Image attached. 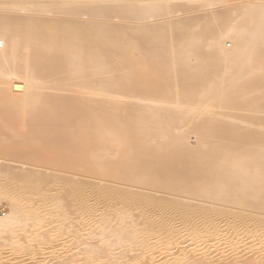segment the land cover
I'll return each instance as SVG.
<instances>
[{"label": "bare ground", "instance_id": "obj_1", "mask_svg": "<svg viewBox=\"0 0 264 264\" xmlns=\"http://www.w3.org/2000/svg\"><path fill=\"white\" fill-rule=\"evenodd\" d=\"M1 81L0 181L19 184L0 187V264H211L155 260L179 219L264 240V0H0ZM249 255L233 264L264 263Z\"/></svg>", "mask_w": 264, "mask_h": 264}, {"label": "rangeland", "instance_id": "obj_2", "mask_svg": "<svg viewBox=\"0 0 264 264\" xmlns=\"http://www.w3.org/2000/svg\"><path fill=\"white\" fill-rule=\"evenodd\" d=\"M232 2H234L235 0H231ZM191 8V7H190ZM183 10H184V12H183V10H182V13H179V14H177V16L175 17V19H179L180 17H182L183 18V16L185 17L186 15V13H187V11L189 10L190 11V9H189V7L188 8H182ZM209 10H211V9H207V10H204V11H198L197 13H196V15H198L197 17V20L199 19H202L204 16H206V14L207 13H205V12H209ZM219 11H226V10H224V9H222V10H219ZM184 13V14H183ZM229 17V16H228ZM231 17V16H230ZM217 18L216 17H213V19H212V21H209V22H212L211 23V26H212V30H210V32L211 31H213L214 33H215V31H217L220 27H223L222 25V23H220V22H218L217 20H216ZM214 20H215V22H214ZM215 25H218V27L216 26V27H214ZM220 26V27H219ZM216 29V30H215ZM210 32L208 33L209 35H208V37L206 36L204 39H203V41H202V43L204 44V47H203V51L200 53L201 55H203V56H200V58H201V60H202V62L203 63H205L206 65H208L207 67H210V68H212V69H207L206 67H205V69L206 70H209V72L207 73L208 75L210 74V72H212L211 70H215V68H216V66L218 65V63H217V61H218V53L214 50V48H210L209 46H208V44L210 43V37H211V35L213 34V33H211L210 34ZM205 39H207V40H205ZM229 43H228V49H230V50H232L233 48H234V44H233V42L232 41H230V40H227ZM230 44L232 45V46H230ZM233 47V48H232ZM217 53V54H216ZM205 54V55H204ZM216 56H217V58H216ZM203 57V58H202ZM205 57H207V58H205ZM210 57V58H209ZM216 58V59H215ZM204 59H205V62H204ZM206 60H207V62H206ZM217 60V61H216ZM209 61V62H208ZM196 62V61H195ZM149 63V62H148ZM148 74H146L145 76H140V78L141 77H143V79H146L147 81L148 80H150L149 78H150V76H147ZM151 75V74H150ZM147 76V77H146ZM210 76V75H209ZM22 79H24L23 77H22ZM22 79H20V80H18V81H23ZM142 79V78H141ZM146 80H144V81H146ZM208 80V82H206L205 80H199L198 82L197 81H195L196 83H192L194 80H187V82L185 83V85L188 87V89L187 88H185L186 90H182V95H184L185 97H187L188 95L190 96L192 93H194V91H196V90H199V88H201L202 86H204L205 84H208V83H211L212 82V80L211 79H207ZM14 81V80H13ZM13 81H11V82H4L3 84H2V81H1V86H0V88H1V90L3 91H5V90H9L13 85L15 86V83L13 84ZM143 81V80H142ZM205 81V82H204ZM210 81V82H209ZM180 82H181V80H180ZM189 82V83H188ZM192 83V84H191ZM179 84H183V80H182V82L181 83H179ZM200 85V86H199ZM185 87V86H184ZM198 88V89H197ZM196 89V90H195ZM187 91V92H186ZM41 92V91H40ZM39 92V93H40ZM44 92V91H43ZM190 92V93H189ZM145 93H147V92H145ZM144 93V95L146 96V95H148V97H150V99H154L155 97H156V95H157V93L156 92H154V94H153V91L152 92H149V93H147V94H145ZM152 93V94H151ZM186 95H185V94ZM45 94V93H44ZM41 95H43V93L41 94ZM40 95V96H41ZM181 95V97L183 98V96ZM153 97V98H152ZM157 97H158V95H157ZM180 97V98H181ZM219 102V101H218ZM222 102H224V100L222 101ZM222 102H219V103H222ZM263 103V102H262ZM261 106H262V108L264 107L262 104H261ZM220 111L219 112H224V114L226 115L227 113L228 114H230V113H232V112H234V111H232V110H230L229 108H222V109H219ZM226 111H228V112H226ZM232 111V112H231ZM244 112V111H243ZM174 111L173 112H171V114L172 115H170V116H172V118L169 120L170 122V124H171V128H172V126H173V123H171L172 122V120H173V118H175V115H174ZM201 113V117H200V119H199V121L201 120V119H205L206 117H208V115H206V114H208V109L207 110H204V111H202V112H200ZM238 113V112H237ZM262 113V112H261ZM260 113V115H258V117H256V116H254V115H257V114H253V112L251 113L250 111H246V112H244V116H242L243 115V113H242V115L240 116V115H235L236 113H232L231 115H229V116H232V115H234V119L235 118H238V119H240L241 121L242 120H244L245 121V118H246V120L248 119V121H249V119L251 118V116H253L252 118H254V117H256L255 118V120H257L258 122H255L256 124H260V126L258 125V126H256L257 128H259L260 127V131H264V112H263V114H261ZM227 114V115H228ZM240 114H241V112H240ZM246 114V115H245ZM244 117V118H243ZM233 118V117H232ZM252 118H251V120H252ZM250 120V121H251ZM254 120V121H255ZM253 121V120H252ZM174 122V121H173ZM238 123H240V122H238ZM224 125V127H226V126H229V125H227V124H223ZM174 126H175V124H174ZM262 129V130H261ZM262 131V133H264ZM191 140L192 141H194V139L193 138H191ZM14 177H12V176H10L9 178H6V180L7 181H5V179L3 180V178H1V180L2 181H4L3 182V184L5 183V185H2L1 186V183H2V181H0V187H5V188H7V187H9L10 185V187H12V185L14 186L15 184H13L14 182H15V178L13 179ZM11 181L13 182V183H11ZM7 182V183H6ZM18 182V181H17ZM17 184H19V183H17ZM16 184V185H17ZM8 185V186H7ZM3 187V188H4ZM29 195V194H28ZM28 195L26 196V195H24V197H23V199L24 200H27L28 199ZM29 198H30V195H29ZM1 204H0V216H2V217H4L6 214H8V212H9V207H10V204H9V201L8 200H3V201H1L0 202ZM193 210V209H192ZM172 213H175V209L174 208H167V210H165L164 212H163V216L164 217H168L169 218V215H171ZM228 216V215H227ZM226 215H224L223 216V218H226L227 217ZM230 216V215H229ZM227 217L229 220H231V221H227L228 219L226 218V220L224 219V220H222L221 221V223L222 222H226V223H228V222H232L233 220H232V218L234 219V218H236V217H232L231 218V216L230 217ZM262 217V216H261ZM260 217V218H261ZM222 218V219H223ZM235 220V219H234ZM256 220V218H254V216H253V218H250L249 220H247V222H246V224H250L251 223V221H252V223H253V221H255ZM223 223V224H225V225H227L226 223ZM257 223V222H256ZM168 225H167V228L165 229V231H162V234H161V237H164V239H168V245L167 244H165L166 242H162V243H160L159 244V249H157V251H156V255H155V260L156 261H158L160 258H162V257H164L168 252H182V251H193V252H191V255H193L192 257H194L195 259L197 258V259H200V258H202V257H204L203 258V260L204 259H206V261H207V259H209V257L210 258H212V256H214L211 260H210V262H212L211 264H233V263H235V262H238V261H240L242 258H245V257H247V256H250L249 255V253L250 254H252L253 256L255 255V256H258L259 254L262 256H260L261 257V259H262V261H261V263L262 262H264V240L261 238L259 241L256 239V238H258V237H254V236H250L249 237V234L248 233H246L242 228H240L239 230L241 231H238L239 233L238 234H236V233H234L235 232V229H230V228H226L227 226H225L224 227V225L223 224H218L220 227H221V231H219L220 233H218V232H216V230L215 229H211V227H209V226H202V224H201V222H195V223H190V224H185V225H182L181 224V220L179 219V220H173V221H168V223H167ZM245 224V225H246ZM248 224V225H249ZM264 229V223L263 222H259V224H256V231H257V233H260L261 232V230H263ZM234 230V231H233ZM242 231H244L245 232V234L243 235V233H242ZM218 233V234H217ZM220 234V235H219ZM242 234V235H241ZM238 236L237 238H235V236ZM239 235H241V236H239ZM248 235V236H247ZM248 238H249V241H250V243H249V241H248ZM263 238H264V235H263ZM234 239H236V240H234ZM68 240H70V239H68ZM68 240H66V242L68 241ZM261 240H263L262 241V244L260 243L261 242ZM226 241V242H225ZM238 241V242H237ZM251 241L252 242H254V243H252L251 244ZM258 241V242H257ZM231 242V243H230ZM238 243L237 245H234V243ZM225 243V244H224ZM227 243H228V245H227ZM243 243V244H242ZM230 244V245H229ZM233 244V245H232ZM255 244V245H254ZM259 244V245H258ZM261 244V245H260ZM67 245H68V243H67ZM66 245V243L64 244V250H63V252L65 253V250H66V252H67V248L68 247H66L67 246ZM232 245V246H231ZM246 245V246H245ZM253 246V248H252V246ZM257 245V246H256ZM248 247H250V248H248ZM172 250V251H170V250ZM209 249H213L214 251L212 252V251H210ZM235 249V250H234ZM255 251H254V250ZM197 251V252H195V251ZM210 251V252H212V255L211 256H209L207 253V251ZM250 250H252V251H254V252H252V251H250ZM160 251V252H159ZM248 251H250L249 253H248V255H247V252ZM31 253V252H30ZM36 253V254H35ZM63 253V254H64ZM193 253V254H192ZM32 255H28L30 258H32L33 256L34 257H37V258H41V259H39L38 261H39V264H40V262H42L41 260L42 259H44V257L46 258L47 256H50L48 259L50 260V259H52L53 257H51L52 255L51 254H49V255H47L46 254V251H42V252H39L38 253V251H36V252H32L31 253ZM38 254V255H37ZM66 254V253H65ZM198 254V255H197ZM257 254V255H256ZM40 255V256H39ZM244 255H246V256H244ZM12 256V257H11ZM18 256H20L19 258H17L16 257V255L14 256V255H10L8 258L10 259V261H13V259H14V257H15V259L17 258V259H20V258H22V254L21 255H18ZM11 257V258H10ZM218 257H220L219 259H217ZM33 259V258H32ZM35 261V260H34ZM30 262H33V261H28L27 263H30ZM31 264H33V263H31ZM38 264V263H37ZM41 264H43V262L41 263ZM171 264H180V263H177V260L176 261H174V262H172ZM262 264H264V263H262Z\"/></svg>", "mask_w": 264, "mask_h": 264}]
</instances>
